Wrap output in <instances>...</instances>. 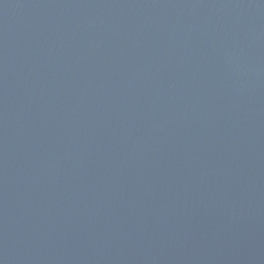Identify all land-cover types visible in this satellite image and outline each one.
<instances>
[{"label": "water", "instance_id": "1", "mask_svg": "<svg viewBox=\"0 0 264 264\" xmlns=\"http://www.w3.org/2000/svg\"><path fill=\"white\" fill-rule=\"evenodd\" d=\"M0 264H264V0H0Z\"/></svg>", "mask_w": 264, "mask_h": 264}]
</instances>
